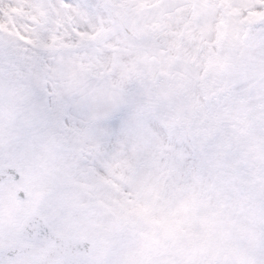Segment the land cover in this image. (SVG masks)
Wrapping results in <instances>:
<instances>
[{"label":"snow or ice","instance_id":"obj_1","mask_svg":"<svg viewBox=\"0 0 264 264\" xmlns=\"http://www.w3.org/2000/svg\"><path fill=\"white\" fill-rule=\"evenodd\" d=\"M0 264H264V0H0Z\"/></svg>","mask_w":264,"mask_h":264}]
</instances>
